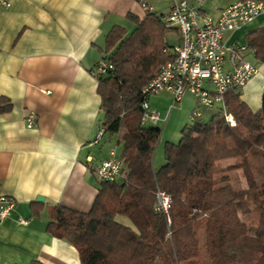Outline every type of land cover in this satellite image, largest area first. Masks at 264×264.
<instances>
[{"label":"trees","instance_id":"1","mask_svg":"<svg viewBox=\"0 0 264 264\" xmlns=\"http://www.w3.org/2000/svg\"><path fill=\"white\" fill-rule=\"evenodd\" d=\"M128 18L135 28L109 32L101 60L111 70L95 77L104 133L117 137L126 180L98 182L88 213L54 206L45 230L70 244L80 264H264V181L254 175L264 163V94L254 113L239 92L229 93L224 102L235 125L211 111L208 122L185 126L177 145L166 143L165 164L153 169L160 130L141 124V91L173 60L163 50L175 29L153 13ZM247 45L264 65V26L249 33ZM10 110L1 96L0 116ZM157 191L171 199L167 215L154 211Z\"/></svg>","mask_w":264,"mask_h":264},{"label":"crops","instance_id":"2","mask_svg":"<svg viewBox=\"0 0 264 264\" xmlns=\"http://www.w3.org/2000/svg\"><path fill=\"white\" fill-rule=\"evenodd\" d=\"M173 1L147 0L148 11L136 0H7L8 9L0 6V97L12 104L0 116V196L15 201L9 216L0 218V264H80L76 250L45 229L54 206L88 213L98 193L94 168L110 149L121 154L116 136L97 140L104 113L91 71L104 57V39L114 27L130 34L135 25L129 15H164ZM211 1L203 12L217 18L235 0ZM263 26L264 14L224 34V42L250 50L249 33ZM178 40L172 30L165 43L172 47ZM250 51L246 60L256 62ZM257 64V75L239 91L254 113L264 94V65ZM167 95L169 111L173 102ZM149 106L163 121L166 108ZM30 113L35 125L28 129ZM119 222L130 225L124 218Z\"/></svg>","mask_w":264,"mask_h":264},{"label":"built area","instance_id":"3","mask_svg":"<svg viewBox=\"0 0 264 264\" xmlns=\"http://www.w3.org/2000/svg\"><path fill=\"white\" fill-rule=\"evenodd\" d=\"M207 0H174L168 13L159 16L164 27L175 29L179 34L178 43L166 47L164 54L173 60L161 65L156 76L142 89L144 99L141 104V124L156 125L159 115L150 109L148 100L167 93L173 98V103L181 102L189 93L195 107L190 120L194 122L203 119L205 112L215 111L230 125L234 126L233 118L227 113L225 99L231 92H239L257 74V67L245 58L248 48L242 45H226L224 34L235 33L242 27L252 23L264 14L262 0H235L227 8L220 10L217 18L203 12ZM148 11L147 0L139 3ZM0 6L10 7L7 0H0ZM252 52V51H250ZM254 55V53L252 52ZM111 70V65L100 60L91 75L95 78L103 76ZM35 116L30 113L26 118V127L33 128ZM104 133L99 130L97 140ZM96 140V141H97ZM95 141V142H96ZM98 182L114 184L126 180L127 173L120 157L114 148L110 149L106 159L94 168ZM154 211L167 215L171 204L170 197L157 191ZM12 198L0 196V218H7L14 209ZM21 225H27L25 220H18Z\"/></svg>","mask_w":264,"mask_h":264},{"label":"rangeland","instance_id":"4","mask_svg":"<svg viewBox=\"0 0 264 264\" xmlns=\"http://www.w3.org/2000/svg\"><path fill=\"white\" fill-rule=\"evenodd\" d=\"M216 2V0H212L211 3ZM168 42L172 43L173 40L168 37ZM248 61L251 63H254L256 66L258 65L254 59L248 57ZM172 98V97H171ZM173 102V98H172ZM148 103L156 105H159V108H166V114L163 117L164 120L161 122H158L156 125L152 126L150 124H147L146 127H155L160 130V137L158 140V143L155 147L154 153H153V169L158 170L161 168L164 164V146L166 143L177 145L180 142L181 139V132L184 129L185 126L192 124L190 121V117L195 104L193 101L192 96L189 93H186L184 97L182 98L181 105L178 103H174L173 106H171V110L168 109V106L170 105V97L167 95V93H160L158 96H154L149 98ZM172 105V104H171ZM180 107V108H179ZM168 111V112H167ZM211 113H208L204 115L202 121L208 122L210 120ZM258 167H260L259 172H255L254 175L256 176V181L260 184L264 181V163H258ZM109 198H107L106 202L109 205L110 208H114L117 204V195L115 193L108 195ZM121 220V217L118 218ZM118 220V221H119ZM124 222H128L126 219H124Z\"/></svg>","mask_w":264,"mask_h":264},{"label":"water","instance_id":"5","mask_svg":"<svg viewBox=\"0 0 264 264\" xmlns=\"http://www.w3.org/2000/svg\"><path fill=\"white\" fill-rule=\"evenodd\" d=\"M37 201L41 203L42 200L41 199H37Z\"/></svg>","mask_w":264,"mask_h":264}]
</instances>
